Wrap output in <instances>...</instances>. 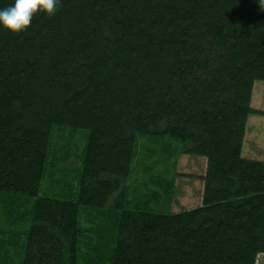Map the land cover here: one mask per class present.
<instances>
[{"label": "trees", "instance_id": "1", "mask_svg": "<svg viewBox=\"0 0 264 264\" xmlns=\"http://www.w3.org/2000/svg\"><path fill=\"white\" fill-rule=\"evenodd\" d=\"M258 81L255 0H60L25 31L0 28V192L36 199L21 264H257L264 161L242 150L248 117L264 116ZM58 128L87 131L82 165L75 185L42 195ZM140 137L206 160L199 206L128 200Z\"/></svg>", "mask_w": 264, "mask_h": 264}, {"label": "rangeland", "instance_id": "2", "mask_svg": "<svg viewBox=\"0 0 264 264\" xmlns=\"http://www.w3.org/2000/svg\"><path fill=\"white\" fill-rule=\"evenodd\" d=\"M252 106L256 110L264 111V81L255 83ZM71 133L72 131L67 128H58L54 131L52 156L50 154L48 171L42 183V195H52L50 192L56 189L61 187L69 189L76 184V170L82 165L87 131L78 130ZM153 142L143 137L138 139L136 158L132 166L133 173L127 180V185L131 189L128 200L138 199L139 201L140 195L146 198L151 195L155 199L151 207L157 213H178L199 206L203 199L202 178L206 173V160L180 153L178 156L173 155L169 151L175 149L176 142L170 141L169 138ZM68 154L70 158L66 157ZM242 155L245 158L264 161L263 115L255 114L248 117ZM63 158L65 161H62ZM145 169L148 170L147 174L144 173ZM153 179H156L155 182ZM159 180L163 183L165 180L174 182L175 199L170 203L167 202L166 196L163 197L166 187ZM158 195L162 197L158 199ZM35 200L0 192V241L6 240L4 251L1 252L3 248H0V253L6 258L8 264H21L23 260L25 238L30 221L27 224L23 223L22 218L26 215L27 206L30 215L32 214ZM125 208L131 209L132 206L127 204ZM9 217L15 227L6 229ZM82 222H84V216ZM257 264H264V255L258 258Z\"/></svg>", "mask_w": 264, "mask_h": 264}, {"label": "clouds", "instance_id": "3", "mask_svg": "<svg viewBox=\"0 0 264 264\" xmlns=\"http://www.w3.org/2000/svg\"><path fill=\"white\" fill-rule=\"evenodd\" d=\"M258 11L264 12V0H255ZM60 0H12L7 7L0 8V28L13 33L27 30L38 13L53 16L58 11Z\"/></svg>", "mask_w": 264, "mask_h": 264}]
</instances>
